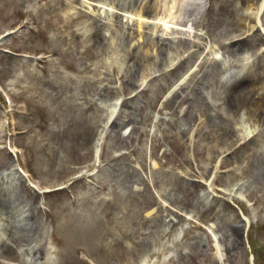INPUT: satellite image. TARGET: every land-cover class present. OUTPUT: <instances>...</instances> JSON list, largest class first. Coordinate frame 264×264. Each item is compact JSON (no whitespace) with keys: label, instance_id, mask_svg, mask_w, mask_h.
Returning a JSON list of instances; mask_svg holds the SVG:
<instances>
[{"label":"rangeland","instance_id":"374dc122","mask_svg":"<svg viewBox=\"0 0 264 264\" xmlns=\"http://www.w3.org/2000/svg\"><path fill=\"white\" fill-rule=\"evenodd\" d=\"M102 3L0 0V89L10 98L6 105L0 96V191L12 209L10 220L0 216V264H264V179L247 168L205 172L207 153L235 161L228 140L213 138L211 128L188 140L194 114L224 113L232 69L224 62L209 75L191 72L206 56V39L217 44L242 33L224 30L246 14V3L208 0L194 26L201 47L191 38L179 59L170 48L155 53L161 63L145 79L146 66L134 74L125 54L127 43H141L139 25L130 38L119 28L134 9L109 4L117 23L102 13L105 47L101 39L91 48L90 28L72 22L76 8L97 12L92 5ZM261 19L264 26V12ZM248 43L246 56L264 63V39L256 32ZM182 78L186 84L176 88ZM261 144L248 142L245 152ZM239 225L234 245L231 230Z\"/></svg>","mask_w":264,"mask_h":264},{"label":"bare ground","instance_id":"6f19581e","mask_svg":"<svg viewBox=\"0 0 264 264\" xmlns=\"http://www.w3.org/2000/svg\"><path fill=\"white\" fill-rule=\"evenodd\" d=\"M98 1H102L104 5L95 6L89 4L96 7L98 9L97 12L88 7H85L87 10H84L82 8L84 6L76 8L71 17L72 22L81 25V29L83 30L90 28V32L85 39L92 43L91 48L98 47L101 39L105 47L106 42L102 34L104 24L100 23L102 13H107L117 23L121 16L110 11L107 8L109 4H113L115 7L121 9H134L136 12L133 16L126 10L129 12V15H125L124 17L128 19L124 25H119V28L121 27L122 31L125 30L123 33L127 34L128 38H130L133 36L131 31L133 23L135 22L139 25L138 31L140 32L141 43L138 47L127 43L125 54L127 63H133L134 74L137 70L146 66L141 75L143 79H145L146 74L144 72L147 69L151 66L158 67L161 63L160 59L153 61L155 53L157 54V52L159 53L170 48L179 56L177 58L179 59L184 55L181 51L190 43L191 38L198 44V47H201V40L193 36V34L197 33L194 26L196 25V16L205 13V5L208 0H188V3L185 5L178 4L175 0H161L165 4L167 12H161L160 8H157V2H155L157 0L154 2L149 0ZM242 1L246 3V14L238 16L231 30H224L225 33L229 32L231 34L241 32L242 30V33L226 38L224 41L218 40L217 44L214 41L206 39V56L191 72V78L197 74V71L201 70L207 71V75H209L215 71L217 72L218 67H222L224 62H228V68L232 70L227 73L225 81L226 88L224 99L222 100V110L224 113L216 112L214 115L200 113L199 120L196 119V115L194 114L192 123L187 122L188 140L190 143L194 142V135L200 136V133L205 128H211L213 131L211 136L213 138L222 136L228 140V155L233 156L235 161L234 163L225 164L226 160H221L222 158L219 156L221 154L220 151L217 152V156H210L211 154L207 153L208 163L205 166V172L210 171L215 173L222 166L228 168L226 171L232 172L247 168L248 173L254 174V179H264V63L255 58L251 59V56H246L251 51L248 37L257 32L256 29L260 25V19L264 12V0ZM171 3L172 8L177 10V14L175 15H171L170 13ZM169 7L170 11L168 10ZM111 26L115 27L116 24H111ZM143 28L149 32L144 33L141 30ZM79 35L81 36V34ZM151 50L155 52L152 53ZM221 50L223 51L222 56L218 57L217 51ZM191 57L192 55L188 54L182 60L187 61ZM135 68L137 69L135 70ZM184 81L185 79L182 78L177 82L175 87L177 88L183 83L185 85L186 82ZM182 111L183 109H181ZM240 112H243L242 117L240 116ZM248 142H260L262 144L257 146L256 149L250 148L245 152ZM98 146L99 143H96L94 152H96ZM207 147L208 145H206V149ZM186 151L188 157V147ZM96 154L98 155V152ZM184 163L186 162L184 161ZM152 166H156V164L153 162ZM237 198L242 199V196L237 195ZM11 215L12 209L0 191V216H4V219L8 221ZM245 222L246 224L248 223L247 220ZM237 228L241 229V225L231 230V238L234 245L237 240ZM216 248L215 255L219 259H222V249L218 243L216 244ZM163 263H165L164 258Z\"/></svg>","mask_w":264,"mask_h":264}]
</instances>
